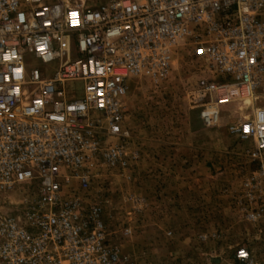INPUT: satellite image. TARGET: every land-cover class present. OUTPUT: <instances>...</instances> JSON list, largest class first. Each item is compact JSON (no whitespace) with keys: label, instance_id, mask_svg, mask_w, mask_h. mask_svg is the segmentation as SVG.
<instances>
[{"label":"built area","instance_id":"built-area-1","mask_svg":"<svg viewBox=\"0 0 264 264\" xmlns=\"http://www.w3.org/2000/svg\"><path fill=\"white\" fill-rule=\"evenodd\" d=\"M186 41L211 73L206 124L263 85L264 0H0V264H134L92 200L91 168L128 165L130 82L166 80ZM231 130L264 151V107ZM248 217L264 221V199ZM234 260L264 264L248 246Z\"/></svg>","mask_w":264,"mask_h":264},{"label":"rangeland","instance_id":"rangeland-1","mask_svg":"<svg viewBox=\"0 0 264 264\" xmlns=\"http://www.w3.org/2000/svg\"><path fill=\"white\" fill-rule=\"evenodd\" d=\"M196 48L178 46L164 81L131 80L128 165L92 164V200L102 202L112 242L134 264H235L238 246L264 261V221L248 217L262 208L264 151L231 130L264 107V81L251 100L221 103L218 122L208 125L200 85L211 73Z\"/></svg>","mask_w":264,"mask_h":264},{"label":"bare ground","instance_id":"bare-ground-1","mask_svg":"<svg viewBox=\"0 0 264 264\" xmlns=\"http://www.w3.org/2000/svg\"><path fill=\"white\" fill-rule=\"evenodd\" d=\"M249 100H251V97H247V98H246V101H249Z\"/></svg>","mask_w":264,"mask_h":264},{"label":"snow or ice","instance_id":"snow-or-ice-1","mask_svg":"<svg viewBox=\"0 0 264 264\" xmlns=\"http://www.w3.org/2000/svg\"><path fill=\"white\" fill-rule=\"evenodd\" d=\"M242 255H243V253H242Z\"/></svg>","mask_w":264,"mask_h":264}]
</instances>
